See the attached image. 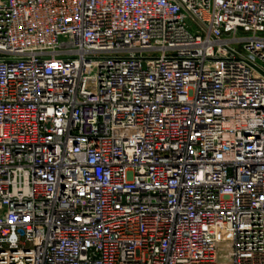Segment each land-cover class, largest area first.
I'll return each instance as SVG.
<instances>
[{
	"label": "built area",
	"instance_id": "obj_1",
	"mask_svg": "<svg viewBox=\"0 0 264 264\" xmlns=\"http://www.w3.org/2000/svg\"><path fill=\"white\" fill-rule=\"evenodd\" d=\"M0 264H264V0H0Z\"/></svg>",
	"mask_w": 264,
	"mask_h": 264
}]
</instances>
